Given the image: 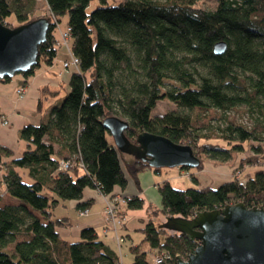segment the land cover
I'll return each instance as SVG.
<instances>
[{
	"label": "trees",
	"instance_id": "trees-1",
	"mask_svg": "<svg viewBox=\"0 0 264 264\" xmlns=\"http://www.w3.org/2000/svg\"><path fill=\"white\" fill-rule=\"evenodd\" d=\"M91 1L45 0L49 13L36 14L37 0H0V23L11 28L41 18L50 22L40 63L56 58L55 34L67 16L71 51L79 60L64 99L45 121L22 128L23 153L2 162V152L10 153L0 148V264H150L146 250L168 255L161 264H177V256L187 257L198 241L159 228L154 215L191 218L238 202L264 206V169L257 167L264 161V0H216L210 9L202 0H99L89 12ZM221 41L227 48L216 54ZM35 69L22 75L27 80ZM161 100L176 108L154 114ZM241 113L250 123L239 121ZM112 116L128 122L125 134L134 143L149 132L189 145L200 159L197 168L207 160H239L238 167L254 171L218 187L160 183L161 207L148 205L153 217L130 248L134 262L125 263L93 227L83 228L77 240L58 232L79 223L59 214L60 208L77 201V216L89 210L92 201H82L86 189L107 196L114 184L123 185L119 163L137 184L143 171L161 170L117 151L118 162L103 125ZM6 193L20 204L2 205ZM123 199L115 203L118 228L127 211L145 205L137 195Z\"/></svg>",
	"mask_w": 264,
	"mask_h": 264
},
{
	"label": "water",
	"instance_id": "water-1",
	"mask_svg": "<svg viewBox=\"0 0 264 264\" xmlns=\"http://www.w3.org/2000/svg\"><path fill=\"white\" fill-rule=\"evenodd\" d=\"M49 25L45 18L14 28L0 23V79L13 78L40 65L39 47L47 40ZM226 48L221 41L214 45V52L221 54ZM103 125L118 152L153 169L200 165L189 145L149 132L140 133L134 143L125 134L128 122L115 116L106 118ZM158 227L198 241L186 259L177 256V264H264V206L227 204L198 211L191 218L167 216Z\"/></svg>",
	"mask_w": 264,
	"mask_h": 264
},
{
	"label": "crops",
	"instance_id": "crops-1",
	"mask_svg": "<svg viewBox=\"0 0 264 264\" xmlns=\"http://www.w3.org/2000/svg\"><path fill=\"white\" fill-rule=\"evenodd\" d=\"M65 30L62 25L59 26V30L55 34L57 40L60 38V31ZM68 60L69 55L66 47L60 46L57 48L56 58L52 64L41 62L36 67L34 74L27 80L22 74H19L7 82L0 81V114L8 118L6 125H0V148L10 153V155H6L4 151L2 152V162H8L20 156L26 149V143L20 138L22 128L27 124L37 125L45 121L52 107L58 105L66 96L70 76L76 70V68H73L71 72L69 70L70 67H63L62 63ZM21 87H26V94L23 97H20L17 93ZM105 138L108 145L111 146L113 143L112 139L106 135ZM113 150H115L119 162V154L116 148L113 147ZM119 164L122 170L123 185L114 184L110 195H121L123 197L137 195L143 198L145 200L144 207L146 208L147 216L149 214L147 210L148 205L161 207V197L157 187L164 181L171 182L175 174L168 176L163 175L161 170L157 172L148 169L139 174L137 184L125 174L122 164ZM0 169L2 168L0 167ZM88 200L92 201L88 208V215L80 217L76 213H67L72 220H78L79 223L69 228L60 227L58 228V232L68 239L77 240L83 228L93 227L100 233L104 241L112 247L116 246L118 249L111 231L104 232L106 226L104 216L105 196L97 190L86 189L82 201ZM77 203V201H70V210H75ZM1 204L18 205L20 202L6 193ZM120 233L125 235L121 250L122 260L123 262L126 261L125 263H133L134 256L130 248L138 245L139 242L131 237V232L126 230V225H124V228H121Z\"/></svg>",
	"mask_w": 264,
	"mask_h": 264
},
{
	"label": "rangeland",
	"instance_id": "rangeland-1",
	"mask_svg": "<svg viewBox=\"0 0 264 264\" xmlns=\"http://www.w3.org/2000/svg\"><path fill=\"white\" fill-rule=\"evenodd\" d=\"M37 1H38V9H37V12H35V13L36 14H47V13H49V9H48V6H47L45 0H37ZM120 1H123V0H110L109 3L115 4V3L120 2ZM215 3H216V0H202L201 2H199V4L201 6H203L204 8H207V9L213 8L215 6ZM99 5H100L99 0H92L90 5H89L88 11L89 12L92 11L93 9H95ZM10 20H15V17L12 15ZM67 20H68L67 16L62 17L61 22L59 23V26L62 25V27H64V29H66L67 28V25H66ZM58 30H59V28H58ZM60 37H61V34H60ZM68 44H69V41H68ZM58 47H60L59 44L57 45V48ZM67 52L69 55L68 50H67ZM62 65H63V63H62ZM73 68L74 67L71 66L69 68V70H71V72H72ZM17 75H19V74H17ZM175 108L176 107L171 102H169L167 100H161L158 102L157 107L155 108L154 114H156V115L164 114L166 112H169L170 109H175ZM238 119H239V121L244 122L245 124L250 123V118L247 114H244V113L239 114ZM247 154L251 155L252 153H251V151H247L246 155ZM242 156L243 155H241L240 157H242ZM126 157L130 158L131 156L126 155ZM238 162H239V160H237L236 163L234 161L233 164L232 163L216 164V163H213V162H210L207 160V161H204V164L202 165L201 168H187V169H184L183 167L182 168H178V167H176V168H162L161 171H162L163 175L170 176L171 174H175L172 177L171 183L178 189H185V188L194 187V186H197V187L198 186H200V187H203V186L218 187L220 184H222L226 181H230L234 178L242 179L244 177V175L246 174V172L248 173L249 171H254V169H252L251 166H246L245 169H241V167H238V165H239ZM237 167H238V169H237ZM257 167H261L262 169H264V161L262 162L261 165H259ZM1 179H2V169H0V181H1ZM194 180L196 182H194ZM0 193H2V192L0 191ZM3 195H5V194H3ZM126 197H130V196H126ZM105 206H106V201H105ZM58 212H59V214H65V213H69V212L71 214L75 213L73 210H70V209L67 210L65 208H60V210ZM88 212L85 215H88ZM104 216H105V222H106V226H105L104 230H108V229L113 230V232H111L112 236L114 235L113 239L115 241V244L118 247L119 253H121L122 245H123L124 241L120 242V244H118L117 239H116V233L117 232L120 233L121 227L120 228L116 227L115 228L116 230H114V228L111 226L112 225V223H110L111 221L108 219V217L105 213V208H104ZM149 216H150V213L147 216V212H146L145 207L142 209L129 210L126 213V219L124 222L125 223L124 225H126V230H129L131 232V237L135 241H138L139 243L143 239V234L141 231H139V228L144 226V224L147 222ZM154 216L156 217V218H154L155 222L158 225H160L161 222L164 223L166 221V218L164 216H158V215H154ZM118 219H117V221H118ZM123 228H124V226H123ZM146 254H147V259H148L150 264H154L157 260V257L165 255L163 253L153 254L149 250H146ZM121 256H122V253H121ZM184 258L186 259V257H184ZM121 260H122V257H121Z\"/></svg>",
	"mask_w": 264,
	"mask_h": 264
},
{
	"label": "built area",
	"instance_id": "built-area-1",
	"mask_svg": "<svg viewBox=\"0 0 264 264\" xmlns=\"http://www.w3.org/2000/svg\"><path fill=\"white\" fill-rule=\"evenodd\" d=\"M60 34H61V37L58 40L59 46H64L69 51V60L63 62V67L69 68L72 66V67L78 69L79 60L77 57H75L73 55V53L71 51V46H70V28H67L65 31H60ZM68 41H69V44H68ZM17 93L20 97H23L26 94V87H21L20 89H18ZM7 123H8V119L5 116L0 115V125H6ZM67 168H68V164L63 163L62 169L65 170ZM100 194H102V193H100ZM104 196H106V195H104ZM105 198H106L105 213H106L108 219L111 221L110 223H112L111 226L114 228V230H116L115 228L117 227L118 224L121 223V220L117 218L118 207L115 203L116 202H119V203L122 202L124 200L123 199L124 197L121 195H115L114 196V195L109 194ZM87 212L88 211L86 210V211H84L83 214H86ZM117 219H118V221H117ZM116 239H117L118 244H120V242L124 241V238L121 235H118V233H116ZM164 257L166 258L169 256L164 255V256L157 257V260L154 264H161Z\"/></svg>",
	"mask_w": 264,
	"mask_h": 264
}]
</instances>
